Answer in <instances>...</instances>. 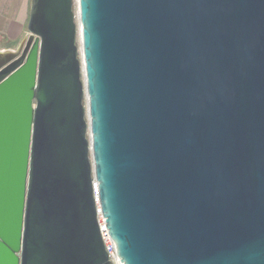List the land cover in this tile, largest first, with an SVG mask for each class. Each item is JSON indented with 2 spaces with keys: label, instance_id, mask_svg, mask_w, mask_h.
<instances>
[{
  "label": "water",
  "instance_id": "95a60500",
  "mask_svg": "<svg viewBox=\"0 0 264 264\" xmlns=\"http://www.w3.org/2000/svg\"><path fill=\"white\" fill-rule=\"evenodd\" d=\"M31 0L0 49V264H264V0ZM89 104V117L87 105Z\"/></svg>",
  "mask_w": 264,
  "mask_h": 264
},
{
  "label": "crops",
  "instance_id": "0c3cea01",
  "mask_svg": "<svg viewBox=\"0 0 264 264\" xmlns=\"http://www.w3.org/2000/svg\"><path fill=\"white\" fill-rule=\"evenodd\" d=\"M30 0H0V31L9 40L22 34L29 19Z\"/></svg>",
  "mask_w": 264,
  "mask_h": 264
},
{
  "label": "built area",
  "instance_id": "2783aa9c",
  "mask_svg": "<svg viewBox=\"0 0 264 264\" xmlns=\"http://www.w3.org/2000/svg\"><path fill=\"white\" fill-rule=\"evenodd\" d=\"M94 197L97 205V214H98V221L100 225V230L104 239L106 250L109 253L110 259L113 264H122L120 259L116 256V250L114 243L109 235V230L106 226L105 218L103 217L101 206H100V199L97 184L94 182Z\"/></svg>",
  "mask_w": 264,
  "mask_h": 264
},
{
  "label": "rangeland",
  "instance_id": "374dc122",
  "mask_svg": "<svg viewBox=\"0 0 264 264\" xmlns=\"http://www.w3.org/2000/svg\"><path fill=\"white\" fill-rule=\"evenodd\" d=\"M30 2H31V0H30ZM76 7H77V0H73V11H74V15L76 14L75 15V22H76V25H77V37H76L77 39H76V43H77V46H78V56H79V58L81 60V55H80V52H79V50H80L79 20H78V16H77V8ZM26 33H27V25L24 28L22 34H20L15 40H13V44H12V46L10 48H16L19 45L20 41L23 39V37H24V35ZM9 41H12V40H9L7 38V36L0 31V49L6 48L7 45H9V43H10ZM84 104H85V106L87 105L86 100H84ZM86 118H87V115H86Z\"/></svg>",
  "mask_w": 264,
  "mask_h": 264
},
{
  "label": "bare ground",
  "instance_id": "6f19581e",
  "mask_svg": "<svg viewBox=\"0 0 264 264\" xmlns=\"http://www.w3.org/2000/svg\"><path fill=\"white\" fill-rule=\"evenodd\" d=\"M77 16L79 20V40H80V55H81V61H82V78L83 81H86V71L85 66L83 64L84 58H83V44H82V30H81V24H80V3L79 0H77ZM76 15V14H75ZM87 116L89 117V104H87Z\"/></svg>",
  "mask_w": 264,
  "mask_h": 264
},
{
  "label": "trees",
  "instance_id": "16d2710c",
  "mask_svg": "<svg viewBox=\"0 0 264 264\" xmlns=\"http://www.w3.org/2000/svg\"><path fill=\"white\" fill-rule=\"evenodd\" d=\"M10 43H9V45H7V47H11L12 46V44H13V41H9ZM6 47V46H5Z\"/></svg>",
  "mask_w": 264,
  "mask_h": 264
}]
</instances>
